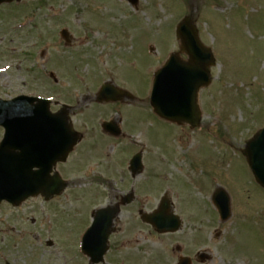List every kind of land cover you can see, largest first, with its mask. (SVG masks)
Masks as SVG:
<instances>
[{
	"label": "rangeland",
	"instance_id": "rangeland-1",
	"mask_svg": "<svg viewBox=\"0 0 264 264\" xmlns=\"http://www.w3.org/2000/svg\"><path fill=\"white\" fill-rule=\"evenodd\" d=\"M188 14L214 54L217 66L212 77L218 82L217 87L212 84L201 92L203 121L194 130L173 127L158 118L148 95L155 71L179 50L174 30ZM64 28L71 33L69 44L60 37ZM101 82H111L136 96L134 105L112 112L125 119V132L131 138H111L113 142L108 143L98 138L99 148L108 152L107 166L102 164L105 159L91 157L62 168L69 189L49 206L35 202L43 218L65 214L70 221L115 203L117 196L130 192L134 178L129 161L143 150L147 171L135 178L136 198L123 209L126 216L119 219L122 231L114 237L110 260L177 264L183 253L207 251L212 259L197 264H264V234L260 233L264 232V191L240 155L246 141L264 126V0H140L134 12L124 0H26L0 7V97L44 96L72 106L71 117L84 132L85 143L86 127L106 116L102 110L95 112ZM210 128L213 133L218 128L222 131L218 140L206 134ZM1 135L0 129V139ZM127 139L133 146H124ZM115 153L124 156L117 159ZM94 155L104 157L103 152ZM191 160L194 169L189 168ZM152 165L159 178L148 180ZM218 187L226 189L232 199L227 221L219 220L211 203ZM166 188L178 195L176 210L185 215L186 222L178 234L156 235L136 217L140 210H156ZM93 191H99L100 198H93ZM194 216H200L194 219L196 223L190 220ZM86 224L84 218L74 232L63 233L78 243L72 251L55 248L53 255L61 261L62 254L74 255L72 264H84L78 241ZM130 236L132 242L118 245Z\"/></svg>",
	"mask_w": 264,
	"mask_h": 264
},
{
	"label": "water",
	"instance_id": "water-1",
	"mask_svg": "<svg viewBox=\"0 0 264 264\" xmlns=\"http://www.w3.org/2000/svg\"><path fill=\"white\" fill-rule=\"evenodd\" d=\"M12 1L21 0H0V4ZM178 37L182 39V51L189 54L190 62H182L177 55H173L156 75L151 100L160 116L195 126L199 121L197 93L209 83V66L213 64V59L209 50L200 43L197 31L188 19L179 26ZM34 101L27 97L13 102L0 101V126L6 129L5 139L0 145V202L7 200L18 204L31 195L56 193L59 190L51 189L54 186H47L45 182L51 166L56 160L65 158L72 141L65 146L67 140L62 138L61 128L63 120L50 115L46 102L34 105ZM65 130L67 134L70 133L69 128ZM246 155L257 181L264 186V129L255 136ZM134 165L139 167V158ZM35 167H40L39 174L33 171ZM53 180L57 183L56 179ZM223 199L217 201V205L222 218L227 219L230 215L229 205ZM117 212L113 208L98 211L96 226L105 219L108 225L102 232L95 227L87 234L84 239L86 252L95 254L92 245L97 239L103 246L109 222ZM164 212L145 215L144 218L160 231L167 230L164 225L169 218L165 217ZM104 252L105 249L101 255ZM188 261L183 259L180 264H188Z\"/></svg>",
	"mask_w": 264,
	"mask_h": 264
},
{
	"label": "flooded vegetation",
	"instance_id": "flooded-vegetation-1",
	"mask_svg": "<svg viewBox=\"0 0 264 264\" xmlns=\"http://www.w3.org/2000/svg\"><path fill=\"white\" fill-rule=\"evenodd\" d=\"M36 214H38L36 210L22 211V206L13 208L7 203L1 205L0 264H55L52 261L43 262L35 259L36 246L42 243L40 231L44 225V219H38ZM115 233L111 237L115 236ZM27 249L33 252L31 256L34 258H27L25 254Z\"/></svg>",
	"mask_w": 264,
	"mask_h": 264
}]
</instances>
